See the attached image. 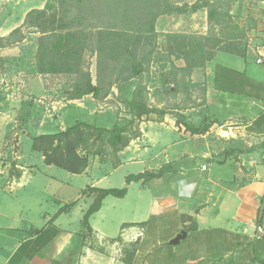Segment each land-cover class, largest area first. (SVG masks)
<instances>
[{"label": "crops", "instance_id": "crops-1", "mask_svg": "<svg viewBox=\"0 0 264 264\" xmlns=\"http://www.w3.org/2000/svg\"><path fill=\"white\" fill-rule=\"evenodd\" d=\"M199 14L205 15L201 9L191 17L182 14L185 23L180 15L161 16L158 29L171 18L167 22L171 29L162 32L190 35L189 28L200 24L197 35L204 36L207 20L202 16L204 23L197 24L194 19ZM262 27L258 20L250 33L263 36ZM256 46L242 57L219 52L204 67L193 69L191 84L205 91L202 120L206 125L217 122L205 133L191 134L166 114L158 122L140 124L141 136L117 153V165L89 155L86 169L77 175L46 165L41 155L43 170L16 165L18 172L8 174L0 166V264H142L144 221L153 213L158 219L175 216L176 228L168 238L185 231L182 240L190 237L199 245L198 251L182 261L172 259L171 264H264V238L258 231L264 233V211L258 225L264 199V66L255 64ZM175 64L178 69L185 67L182 60ZM112 92L118 95L112 87L102 101L92 96L65 99L53 106L54 111L46 110L40 115L50 118L49 131L41 135L64 131L68 122L89 118L100 124H92L97 127L114 124L115 118L102 110L105 102L114 99ZM186 117L192 126L200 123V118ZM164 167L170 172L152 179L158 182V196L145 200L147 183H130L124 198L109 201L112 196H108L102 201L100 210L89 218L90 233L84 235L81 221L94 200L93 194L83 193L87 187L117 189L112 178L122 169L125 181L127 176ZM60 171L62 177L56 175ZM40 175L47 185L42 192L19 194L34 187L31 184ZM80 179L87 182L85 187L67 197ZM114 204L130 205V209L114 218ZM130 244H135V250L127 256Z\"/></svg>", "mask_w": 264, "mask_h": 264}, {"label": "rangeland", "instance_id": "rangeland-1", "mask_svg": "<svg viewBox=\"0 0 264 264\" xmlns=\"http://www.w3.org/2000/svg\"><path fill=\"white\" fill-rule=\"evenodd\" d=\"M46 2L47 0H0V37L5 36L1 38L7 39L11 31L22 25L24 14L26 15L34 8L42 9ZM186 3H191V5L188 6ZM195 3L196 6L205 7L200 8L205 15L199 14L194 19L197 24H203L204 22L200 19L205 16L207 20V12L208 10L211 11L212 25L208 26L207 22L204 35L208 37V42L200 39L186 40V43L183 44L188 46V49L178 51L177 56L186 54L188 51H199L200 47H203V53L198 54L197 57L199 62L210 61L219 52L235 53L242 57L250 48L260 43L259 40L262 36L257 34L255 36L254 33H250V30L258 20L264 23V0H167L170 11L178 8V11L184 10L183 15L189 17L196 13H192L190 9ZM185 5L188 7H184ZM171 15L172 17L182 16V14L174 12L163 15V17ZM182 17L185 23L186 19L184 16ZM158 19L155 22L157 37L154 44V54L148 68H144V72L138 79L115 87L118 90V95L115 96V93L112 92L114 99L105 102L106 106L102 110L115 118V122L118 119L130 118L122 102L131 99L132 92L140 80L145 87L147 105L152 110L150 115L142 118L140 124L158 122L162 119L164 112L181 123H188L186 114H190V117L196 120L200 118V123L197 126L203 128L201 125H204V120H202L204 115L202 111L205 96L204 88L201 85L191 84L186 72L179 71L180 69L177 68L175 62L182 60L183 56L178 59L175 58L176 55L173 56L167 51L168 40L166 36L174 33L162 32L163 29H171V23H167L170 22L171 18H168L169 20L164 23L165 26L159 29ZM158 30L161 31L158 32ZM189 31L192 33L191 36H203L197 35L200 32V24L195 26V29L189 28ZM262 31H264V27L260 30V32ZM252 34L254 36H251ZM39 36L40 34L35 29L23 28L21 34L15 35L10 40L11 42L17 41L13 45L4 46L8 44V41L0 43V166L6 167L8 174L18 172L19 169L15 167L16 165L24 168L37 166L43 170L41 154L32 151L31 148L34 137L49 131V128L46 127L50 118L44 120L40 114L48 109L54 111L53 106H59L60 102H64L68 98L75 80L73 75L44 74L38 76L35 71V54ZM173 41L171 40V46H174ZM15 48H17L16 53L14 51L8 52V49L14 50ZM85 62L89 65L92 82L95 84V56L87 53ZM121 87L123 91H121ZM110 92L111 90L108 95ZM188 110L191 113H188ZM85 121L88 122L87 124L100 125L91 118L85 119ZM103 124L102 127L106 128L113 125V123L106 124V122ZM140 124L135 125V128L139 126L140 129ZM218 126L222 125L218 124ZM83 148H88L90 151H103V162L118 164L117 154L109 148L105 140L90 138L79 149L80 153H83ZM124 173L125 169H122L112 178L114 185H116L115 188L122 189L125 187V181H122ZM157 173L158 171L154 174ZM59 174L64 173L60 171L56 174L58 177H62ZM42 180L44 181L42 175L37 176L31 184L34 187H30L19 194L22 195L26 191L29 196L31 191L36 189H40L42 192L43 187L47 186ZM145 183H147L144 186L146 187L145 200L158 196L160 193L158 182L149 180ZM86 184L84 179L74 181L73 189L67 192V197L76 195V191H80V188H84ZM26 193L23 197H26ZM114 199L110 197L108 200ZM114 206L115 211L111 214L114 218L125 214L126 210L130 209V205L126 207L122 204H114ZM145 208L148 209V203ZM176 221L174 215H168L162 219H158V214L155 213L147 216L144 221L145 227L140 245L142 264H171L172 259L182 261L188 255L199 250V245L193 243L190 237L180 241L177 245L170 244L173 239L168 237L171 231L176 228ZM134 250L135 244L126 246L127 256H132Z\"/></svg>", "mask_w": 264, "mask_h": 264}, {"label": "trees", "instance_id": "trees-1", "mask_svg": "<svg viewBox=\"0 0 264 264\" xmlns=\"http://www.w3.org/2000/svg\"><path fill=\"white\" fill-rule=\"evenodd\" d=\"M200 8L205 7L196 6V3L190 7L192 13ZM174 12L184 14V10L178 11V8L170 11L167 0H47L42 9L27 12L22 25L11 31L7 39L0 37V43L8 41L4 46H11L17 41L10 40L21 34L23 28L35 29L40 34L35 54L36 73L75 76L68 100H79L85 96L101 100L107 97L112 87L138 79L144 68H148L157 37L155 22L160 16ZM212 19L211 11L208 10V26L212 25ZM166 37L167 51L178 59L183 56L185 67L180 72L190 76L193 69L205 66V61L197 60L198 54L204 51L203 47L199 51H188L179 56L177 52L188 49L183 44L186 40L208 42V37L185 34H167ZM171 40H174V46H171ZM87 53L96 59L95 84L89 65L85 62ZM122 104L130 118L118 119L110 128L71 121L64 131L34 137L32 151L40 153L46 165H53L71 174H81L88 165L89 155L98 156L103 162V151L83 148V154L79 152L90 138L105 140L117 154L141 136L139 126L135 128V125L140 124L142 118L150 115L152 110L147 105L145 87L140 80L131 99L124 100ZM216 123L215 120L209 125L202 124L203 128H200L176 120L177 125H182L191 134L205 133L210 125ZM168 171L169 168L164 167L157 174L144 172L127 176L122 189L87 187L83 193L93 194L94 200L81 221L84 235L90 233L89 218L100 210L106 197L122 199L130 183H145L162 177ZM71 205L60 209L59 213Z\"/></svg>", "mask_w": 264, "mask_h": 264}, {"label": "built area", "instance_id": "built-area-1", "mask_svg": "<svg viewBox=\"0 0 264 264\" xmlns=\"http://www.w3.org/2000/svg\"><path fill=\"white\" fill-rule=\"evenodd\" d=\"M255 48H256L255 64L264 66V35L262 36L260 43ZM206 169H207V165L203 164L201 166V170L205 171ZM258 231L260 232V230Z\"/></svg>", "mask_w": 264, "mask_h": 264}, {"label": "water", "instance_id": "water-1", "mask_svg": "<svg viewBox=\"0 0 264 264\" xmlns=\"http://www.w3.org/2000/svg\"><path fill=\"white\" fill-rule=\"evenodd\" d=\"M264 211V199L263 202L261 204L260 210H259V215H258V225H260V221L262 218V214ZM261 237L264 238V233L259 232ZM186 237V232L185 231H181L171 242V245H177L179 243L180 240L184 239Z\"/></svg>", "mask_w": 264, "mask_h": 264}]
</instances>
